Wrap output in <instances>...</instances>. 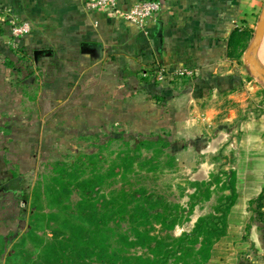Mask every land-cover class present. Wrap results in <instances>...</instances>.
<instances>
[{"label": "rangeland", "instance_id": "obj_1", "mask_svg": "<svg viewBox=\"0 0 264 264\" xmlns=\"http://www.w3.org/2000/svg\"><path fill=\"white\" fill-rule=\"evenodd\" d=\"M0 10V41L8 42L0 43L7 89L0 94V264H136L133 257L148 253L160 260L176 249V239L193 232L199 218L219 215L218 207L225 213V225L214 221L220 231L196 235L167 264H264V215L250 205L264 188L263 158L248 148L241 152L247 123L264 115V66L251 54L252 70L245 56L255 28L246 44L237 42L241 53L232 55L244 74L218 81L219 112L207 120L203 109L172 106L173 96L203 97L192 91L201 76L190 62L171 69L148 62L111 79H74L72 94L46 93L53 78L41 77L39 51L9 34L5 14L10 12ZM244 87L249 96L240 106L232 95ZM136 136L145 139L137 147ZM258 141L250 145L261 148ZM255 166L257 171L248 170ZM89 177L95 184L87 202L101 229L86 236L70 232L69 219L84 214L77 181ZM230 184L236 192L229 210ZM124 189L141 191L139 202L156 208L141 213L138 226L156 237L148 239L155 249L127 248L116 237L122 231L136 239L137 223L121 217L117 226L106 209L113 193L123 198ZM174 219L178 224L169 229L164 221ZM169 235L174 241L162 240ZM206 237L212 242L204 245Z\"/></svg>", "mask_w": 264, "mask_h": 264}, {"label": "crops", "instance_id": "obj_2", "mask_svg": "<svg viewBox=\"0 0 264 264\" xmlns=\"http://www.w3.org/2000/svg\"><path fill=\"white\" fill-rule=\"evenodd\" d=\"M135 1L123 0L121 5L128 7ZM160 1V14L145 27L109 9H91L87 0H0V8L30 23L31 31L20 40L26 49L39 51L37 62L41 77L53 78L52 82H46V93L52 90L57 94H72L76 87L71 84L74 79H111L124 68L137 70L148 62H163L170 69L190 62L201 76V82L192 91L203 97L173 96L172 106L203 109L210 120L219 112L221 104L218 96L222 95L219 93L222 87L216 85L218 81H231L233 74H244L240 70V59L232 55H238L243 49L237 47V39L245 38L242 43L246 44L254 34L264 0ZM2 39L0 43L7 45L6 39ZM260 45L262 50L258 46L251 54L254 61L264 66V37ZM257 51L261 56H255ZM50 65H55L54 69H50ZM4 68L0 63L1 95L7 93L2 80ZM136 84L132 82L134 88ZM248 96L246 87L232 95L240 106L247 104ZM247 127V143L241 152L248 148L262 157L261 169L264 165V115L255 118L254 123H247ZM254 139L262 143L261 148L250 145ZM231 234L230 231L222 242L229 241Z\"/></svg>", "mask_w": 264, "mask_h": 264}, {"label": "trees", "instance_id": "obj_3", "mask_svg": "<svg viewBox=\"0 0 264 264\" xmlns=\"http://www.w3.org/2000/svg\"><path fill=\"white\" fill-rule=\"evenodd\" d=\"M234 37H235V33H234ZM242 39V38H241ZM245 38H243L244 40ZM240 39H237V42ZM135 139H138L137 145L135 147H137L139 144H143V142H145V139H139V136H136ZM152 144V143H151ZM127 146H129V144H127ZM132 151V149L128 148L126 154H130ZM81 154V152H80ZM233 173V171L231 172ZM234 176V175H233ZM211 181H208L206 183L210 184ZM234 182V180H233ZM95 184V180L93 179V177H89L87 179H82V180H78L77 181V191L81 194L82 196V200L85 201L84 204H82V209H84V214L79 213L78 217L77 216H72L70 217L69 221L72 223V228L70 229V232L73 231L74 229H78L79 231H81L84 235H88V234H93L96 233L95 231H99L101 227H98V223H94L93 217H92V213H90V205H92V203L87 202L88 199H91V193L93 192L92 189V185ZM230 191H231V195L228 196L227 201L232 200V197L235 196V187L233 184H230ZM125 193H123V198L119 197V193L115 194V192L113 193V196L110 200V202L107 203V212L108 214H110L111 218L113 219V223H116L117 226H120V219L121 217L127 218L129 221L132 220V223L135 224L137 223L135 226V238L136 239H129L128 236H126L125 234L122 233H118L116 235V237L118 238L120 236L121 240L124 241L128 246L127 248H132L134 245H140L141 247H145L146 249L148 248H152L155 249L152 246V243H149L148 239L151 240V242L153 240H156V237H153L152 235L146 234V232L142 233V231H140V229L138 228V226L141 224L140 223V214L143 212H147V211H153L156 208L153 205L150 206H143L142 203L139 202L138 199H140L142 197V193L141 191H137V190H133L132 193H130V190L127 191L126 189L123 190ZM130 193V195H129ZM131 198V199H130ZM149 199V197H148ZM233 201H230V204L228 206V209L230 210L231 206H232ZM253 204L256 205V207L258 208V211H256V209H252V212H258L259 215H264V213L261 211V207L264 204V188L261 190L260 194L258 195L257 198L252 199L250 201V205L253 206ZM88 208V209H87ZM158 210V209H157ZM162 209H159V213L160 215H162L161 213ZM221 208L218 207V214L219 215H208L205 217H201L199 218L194 230L192 233H185L182 237H180L179 239L175 240V246L176 249H174L173 251L171 250H166L163 257L159 260L158 257L155 256H151L148 254H145L144 257L142 256H137V257H133L137 262L136 264H167L169 262V257L170 256H174L177 254V252L179 251L180 248L185 246V243L187 241H192L194 239V237L196 235H202L205 232H218L219 230V223H214V221L216 220V222L220 221L219 219H221L220 223L223 224L224 222V218H222L224 216V211ZM81 212V211H80ZM165 213V212H164ZM164 216V215H163ZM166 213L165 216L166 217ZM218 216V217H217ZM221 216V217H220ZM226 216V215H225ZM254 216L252 215V217H250L252 220ZM165 224L169 227V229H172L173 227H175L178 223L177 220H169V221H164ZM112 223V224H113ZM107 226L111 225V224H105ZM214 225V226H213ZM216 225V226H215ZM225 225V222H224ZM251 226H248V230ZM221 228V227H220ZM214 232V233H215ZM212 233V234H214ZM97 234V233H96ZM120 234V235H119ZM145 239H147V241H145ZM169 239L173 240V237L171 235L169 236H165L162 237V240L164 241H168ZM162 240H158V243H160L159 245L162 244ZM212 242V239L209 237L204 238L203 244L207 245L210 244ZM169 244L163 245L162 247L167 246L168 247ZM96 248V247H95ZM98 249V248H97ZM88 250V248H87Z\"/></svg>", "mask_w": 264, "mask_h": 264}, {"label": "built area", "instance_id": "obj_4", "mask_svg": "<svg viewBox=\"0 0 264 264\" xmlns=\"http://www.w3.org/2000/svg\"><path fill=\"white\" fill-rule=\"evenodd\" d=\"M123 0H87V6L91 9H109L141 27L147 26L160 14L162 2L160 0H136L132 5L122 6ZM0 12H2L0 10ZM5 19L10 27L13 37L22 38L31 31V25L27 21L20 20L12 14H5Z\"/></svg>", "mask_w": 264, "mask_h": 264}, {"label": "water", "instance_id": "obj_5", "mask_svg": "<svg viewBox=\"0 0 264 264\" xmlns=\"http://www.w3.org/2000/svg\"><path fill=\"white\" fill-rule=\"evenodd\" d=\"M255 29H256L255 41L253 44H251V46L249 47V50L246 52V55H245L248 58V61L251 65L252 70H253V67H252L253 61L251 60L249 55H251L254 48L256 46H258V44L260 43V41L262 39L263 33H264V7H263L262 12L260 14V19H259V22L257 24V28H255Z\"/></svg>", "mask_w": 264, "mask_h": 264}, {"label": "bare ground", "instance_id": "obj_6", "mask_svg": "<svg viewBox=\"0 0 264 264\" xmlns=\"http://www.w3.org/2000/svg\"><path fill=\"white\" fill-rule=\"evenodd\" d=\"M260 46H261V45H260ZM260 46H259V47H260ZM261 47L263 48V46H261ZM261 47L259 48V50L261 49ZM259 50H258V51H259ZM261 50H262V49H261ZM258 51L256 52L257 54H256L255 56H258V55L261 53V52H260V53L258 54ZM263 51H264V50H263ZM261 54H262V53H261ZM261 54H260L259 56H261ZM258 58H259V57H258ZM260 58H262V57H260Z\"/></svg>", "mask_w": 264, "mask_h": 264}]
</instances>
